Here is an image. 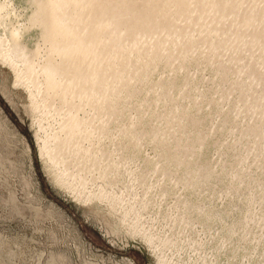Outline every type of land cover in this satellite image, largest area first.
<instances>
[{
  "label": "bare ground",
  "instance_id": "obj_1",
  "mask_svg": "<svg viewBox=\"0 0 264 264\" xmlns=\"http://www.w3.org/2000/svg\"><path fill=\"white\" fill-rule=\"evenodd\" d=\"M58 1L61 10L66 12L61 14L59 20L61 29H58L56 37L54 36V44L52 43L53 45L32 65L26 62L24 48L13 41L10 30L7 28L9 26L6 14L0 12V59L14 70L16 82L22 83L28 89L34 102L35 113L44 114V117L39 114L38 118L44 132L42 142L39 141V153L41 158L50 163L49 167L60 184L70 188L75 196L79 197L82 193L87 201L98 196L97 199L109 200V204L119 203L122 206L123 213H121L124 215L122 217L127 218L133 214L136 221L134 225L132 223L131 225L138 232L142 231V234L147 237V242L154 248L153 235L147 233V229L143 228L146 224L143 223L142 226L139 215H135L140 208L144 210L149 206L150 197L147 198V193L154 183L147 181L149 171L148 174L144 172L145 174L140 175L139 178L136 176L133 170L135 167L131 169L130 166L132 164L139 166L143 164V161H138L135 152L127 156L124 151L143 149L141 147L144 146L142 145L144 142L158 143L159 145L155 146L158 150L155 156L166 157V160L159 161L157 157L158 161L150 162L153 166L151 173L157 172L161 174L160 176H167L172 166H185L184 174L182 173L183 175H180L181 177L176 181L186 187L198 188L199 185L208 183L212 175H216L215 170L209 165L195 162L196 159L195 161H184V159L187 157L188 160V157L191 159L199 155L207 140V138L204 139L200 144L199 141L197 143L199 145H196L195 140H192L194 137L191 139L192 136H197L201 132L200 129L205 122V118L201 115L203 103L213 106L220 116L223 115L220 132L226 128L230 120L233 122L234 119H231L233 116L230 117L229 113L220 110L218 106L220 101L213 98V95L209 97L203 93L200 98L194 100L191 94L198 82L188 77L191 74L183 76L180 82L175 75L170 78L163 77L157 81L151 80L152 74L159 69L177 72L184 71L191 65L195 68L208 66L214 70L213 90L219 94V98L222 101L226 100L231 97L232 92H235L239 102L240 112H238L242 111L252 117L239 129L238 137L236 136V143H239V146L243 145V148L235 152L233 163L229 167H224L222 173L231 176L234 182L240 183V186L241 183H245L247 186L254 184L258 188L257 194L252 192L253 195L247 196V206L254 202L258 205L257 200L263 205V211L258 215V220L264 224V179H256L247 168L246 170L242 168V171L235 168L246 158L244 155L249 149L253 150L252 155H256L254 161L259 163L264 171V0H115L113 7L108 8V12L114 8V16H106L92 25H80L74 19L76 17L83 19L86 16L87 0ZM6 5L7 1L2 0L0 10ZM92 39H96L98 43L93 44ZM73 40H78L74 47L71 46ZM47 62L57 65L60 72V76L51 80L54 85L50 87L47 85L49 76L44 67ZM233 73L238 74L234 77ZM182 98L189 100L186 105L181 104ZM132 101L134 104L131 105ZM158 101L162 102V106L152 107ZM129 107L131 111L126 112ZM233 110L235 112L237 109L233 108ZM43 118L47 120L50 118L55 124H50L48 121L45 127ZM159 122L162 123L156 124ZM240 122H243L242 119ZM234 131L237 130L234 129ZM103 138L110 140L107 145L101 143ZM232 144L235 143L232 142ZM218 147L221 149L220 146ZM217 152H219L218 149ZM158 178L157 181L161 177ZM136 184L139 188L142 187L141 195L134 190V187H137ZM89 185H95V191L92 189L91 192H87ZM115 186L120 187L118 192L113 190ZM155 187L157 188L156 184ZM239 189L238 185L232 186L231 195L238 194ZM205 205L203 203L192 205L185 199L175 203L173 209L179 213L194 209L196 213H202L205 220L219 217V213L208 211ZM167 207L169 209L170 206ZM257 210L259 212V209ZM247 212L248 208L243 219L238 221V226L243 229L246 228V221L257 217ZM176 215L179 216L178 213ZM138 226H141L142 230L138 229ZM235 227L236 225L231 223L225 230V236H231ZM168 236L165 239L171 242ZM163 257L159 255V264H167ZM231 258L229 257V260Z\"/></svg>",
  "mask_w": 264,
  "mask_h": 264
},
{
  "label": "rangeland",
  "instance_id": "obj_2",
  "mask_svg": "<svg viewBox=\"0 0 264 264\" xmlns=\"http://www.w3.org/2000/svg\"><path fill=\"white\" fill-rule=\"evenodd\" d=\"M6 1V7L1 9L0 12L6 14L7 25L9 26L7 28L10 30L13 41L21 48H24L23 53L26 52L24 53L26 62L32 65L44 54V51L54 44L53 42L58 33V29H61L59 21L61 19V14L66 12L61 10L58 0ZM1 2L2 0H0V3ZM114 2L115 0H87L88 12L86 16L83 19L80 17L74 19L76 23L80 25L97 24L100 19L106 16H114V8L108 12V8L113 7ZM84 33L87 32L84 31ZM77 42L78 40H73L71 46H76ZM91 42L93 44L98 43L96 39H92ZM44 67H46L47 76H49L47 77V85L48 87L53 86L54 84H52L51 80L60 76L57 65L47 62ZM203 67L205 68V66L195 68L194 65H191L188 67L189 69L187 68L189 71L185 69V72L182 70L171 72L169 70L159 69L157 70L158 72L156 71V73L152 74L153 77H151V80L157 81L163 77L170 78L175 75L180 82L185 76L191 74L188 77L195 79L196 83L198 82L192 91L191 97L195 100L200 98L203 93L209 97L213 95V98L220 101L218 105L220 110L229 113L230 117L233 116L231 117V119H234L233 122L230 120L226 128L220 132L219 128L222 123L223 115L220 116L213 106L203 103L201 115L205 118V122L200 129L201 132L197 134V136H192L191 139L194 137L192 140H195L194 144L196 145H199L201 141L203 142L206 138L207 140L204 142L200 154L197 155L198 157L193 156L191 159L188 157V160L187 157H185L184 159V161H195L196 159L195 162L209 165L210 168L215 170L214 174L216 175H212L208 183L202 184L201 186L199 185L198 188L186 187L182 183L176 181L184 174L183 171L186 168L185 166H172L170 168V174L167 176L165 175L166 177L164 175L160 176L161 174L157 172L151 173L153 166L150 165V162H155V160L158 161V159H160L159 161L166 160V157H161L163 158L161 159L159 156H155L158 153V150L155 149V146L159 145L158 143L144 142L142 144L144 146L141 147L143 149L138 151H124L126 155L135 152L138 161H143V164L139 165L140 167L133 164L130 166L131 169L135 167L133 170L136 172V176L139 178L141 177L140 175L150 172L147 176V181L149 183H154V186L152 185L150 187L151 189H148L147 198L150 197V204L146 208L147 210H142V208H140L139 211L136 212L137 214H135L137 216L139 215V222L142 226L146 224L143 228L147 229V233L153 235V242H155L154 249L147 242V237L142 234V231L138 232L134 229L133 225L136 219L133 214L127 218L122 217L124 215L121 210L122 206L119 203L114 204V206L111 203L109 204V200L107 201L104 198H102V200L101 198L97 199L98 196L93 197V199L90 198L91 200L89 199L87 201L85 195L83 196L81 193L79 197L75 196V193L70 191V188L67 186L66 188L64 185L60 184L54 177L55 174L49 167L50 163L41 158L39 153V141L42 142L44 137L43 125H40L38 119L40 113H35L34 102L25 85L23 86L22 83L16 82L14 70L9 64L0 59V264H159V255L161 257L164 256L163 258L167 261V264H211L213 262V264H264V224L262 221L258 220V215L263 211V205L257 200L256 202L258 205L254 202L252 204L253 206H247V196L251 195L252 192L253 194H257L258 188L254 186V184L249 185V187L245 183H241L240 186V183L234 182L231 176L222 173L224 167H229V165L233 163L235 152L243 148V145L239 146V143H236L238 131L247 124L252 117L249 114L246 115L244 112L243 114L242 111L239 113V102L238 99H236L235 92H232V94L229 90V93L232 94L231 97L228 98L229 100L226 99L222 101L219 98V94L213 90L212 82L214 70L211 69V67L208 68V66H206L205 69ZM233 74L235 75L234 77H236L238 73ZM206 81H208V83ZM199 88H202V90H199ZM203 88L208 89L205 90ZM181 100V104L184 105L189 101L187 98H182ZM132 102L131 105L134 104V101ZM156 105L157 108H160L162 102L158 101L154 103L152 107ZM208 108L209 110H207ZM233 108L237 110L233 112ZM129 111H131L130 107L126 112ZM236 112L238 114H236ZM238 115L239 117H237ZM40 116L44 117V114H40ZM49 119H42L45 127L48 121L50 124H55L52 119ZM241 119L245 122L244 124L240 122ZM161 123L162 122L156 124ZM205 128L206 130H204ZM234 129L237 131H234ZM109 141V139L103 138L101 143L107 145ZM198 142L199 144H197ZM226 142H228V144ZM232 142L235 144H232ZM218 146H220L221 149ZM224 146L226 148H224ZM217 149L219 152H217ZM252 154H254L253 150L248 149L244 155L246 158L241 163L237 164L235 168L239 171H242V168L245 170L247 168L249 172L251 171L250 173L252 176L262 180L264 179V171L261 169L259 163L254 161L256 155L253 156ZM251 158L253 160H250ZM145 163H149V165H145ZM174 171L176 172L173 174ZM217 173H219L220 176ZM157 176L159 178L161 177L158 181ZM232 181L233 184H231ZM136 185L137 187H134V190L139 193L138 195H141L142 187L139 188V185ZM234 185H238L240 191L236 195H231L232 193L230 190ZM87 187V192L96 189L95 185H89ZM114 188L113 190L116 192L120 190L119 186H115ZM159 189L162 191H158ZM183 189L185 191H182ZM181 193L183 195H181ZM199 193L201 195H199ZM210 193H212V195ZM173 194L175 195L173 196ZM189 194H191L190 197ZM178 196L181 197V201ZM164 197L166 199H163ZM172 197L176 199L173 200ZM184 197L190 204L192 203V205L199 203L206 204L205 206L208 211L219 213V217L216 216L209 220H205L204 215L197 212L198 215L194 209L183 212L185 214L175 212L173 205L184 201ZM164 202H166V204ZM167 206H170L169 209ZM151 207H153L152 210ZM247 208V213L257 217L246 221V228L243 229L238 226V221L243 219ZM257 209H259V212ZM230 212L231 214H229ZM176 213H178L179 216H177ZM156 214L159 215L157 216ZM183 215L184 217H182ZM174 220L177 221L175 222ZM131 223L133 225H131ZM231 223L235 224L236 227L234 233L229 236V238L225 236V230ZM187 225L192 227H188ZM131 227L132 229H130ZM138 227V229L142 230L141 226ZM242 229L245 230V233ZM246 230L249 233L246 232ZM167 236L170 238L169 240L171 242L166 241L167 239H165V237L167 238ZM219 240L222 241V243ZM192 241L194 243H192ZM225 241L226 243L224 244ZM188 242L190 244H187ZM229 257L231 258L230 260Z\"/></svg>",
  "mask_w": 264,
  "mask_h": 264
}]
</instances>
